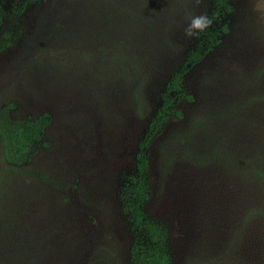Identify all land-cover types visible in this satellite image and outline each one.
<instances>
[{"label":"rangeland","instance_id":"rangeland-1","mask_svg":"<svg viewBox=\"0 0 264 264\" xmlns=\"http://www.w3.org/2000/svg\"><path fill=\"white\" fill-rule=\"evenodd\" d=\"M92 1L0 0V116L47 120L20 166L41 178H15L29 200L38 194L35 237L48 246L41 262L135 264L140 236L121 210L124 184L165 83L194 50L201 59L169 93L165 121L145 149L143 213L162 229L169 264L242 263L254 240L247 227L234 233L246 200L232 202L228 174L198 155L241 99L254 96L248 113L264 115L256 98L264 92V0H170L148 14L136 46L128 28L108 30L88 11ZM201 14L212 24L187 37ZM118 46L120 60L109 62Z\"/></svg>","mask_w":264,"mask_h":264},{"label":"trees","instance_id":"trees-1","mask_svg":"<svg viewBox=\"0 0 264 264\" xmlns=\"http://www.w3.org/2000/svg\"><path fill=\"white\" fill-rule=\"evenodd\" d=\"M32 1L35 0H22L21 5L23 7ZM167 2L170 0H103L99 4L93 0L88 11L103 21L107 20L108 30L112 24L116 29L128 28L132 34V45L136 46L141 37L149 32L147 27L151 18L147 19L148 14L158 13ZM108 32H101L106 40ZM123 39L128 40V36ZM6 45L7 42L1 41L0 51ZM120 49L118 46L109 52V62L120 60ZM201 56L198 51H189L169 76L161 94V103L138 142L134 171L124 184L121 210L140 236L133 245L135 264H169V256L163 248L162 229L145 218L143 213L147 197L145 149L165 121L166 111L172 103L169 93L178 89L183 76L200 61ZM256 98L264 102V92L256 94ZM252 100H255L254 96L238 102L227 120V127L223 128L224 132L218 133L214 142H208L198 155L200 161H213L212 165L217 166L220 173L228 174L232 202L240 204L241 200L243 203L246 200L243 207L246 209L237 215L239 225L234 233L239 236V230L247 227L254 240L247 250L249 256L243 258L242 263L241 257H237L238 264H264V115L258 125L259 120L246 109L247 102ZM46 121L44 115L18 120L0 116V264H43L44 253L41 251H48L46 242L35 237L39 212L34 201L38 194L34 191L28 193L32 198L29 200L25 195L26 186L20 187L15 179L32 174L41 178L38 173L20 166L29 160L35 150ZM254 220H259L261 226ZM232 249H237V243L233 241L230 251Z\"/></svg>","mask_w":264,"mask_h":264},{"label":"clouds","instance_id":"clouds-1","mask_svg":"<svg viewBox=\"0 0 264 264\" xmlns=\"http://www.w3.org/2000/svg\"><path fill=\"white\" fill-rule=\"evenodd\" d=\"M211 24L212 20L207 15H195L191 17L190 23L184 29V33L187 37L192 38L205 31Z\"/></svg>","mask_w":264,"mask_h":264}]
</instances>
